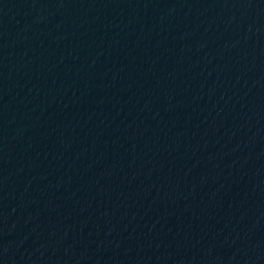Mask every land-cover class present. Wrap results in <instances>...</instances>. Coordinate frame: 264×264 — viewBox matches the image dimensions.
I'll use <instances>...</instances> for the list:
<instances>
[{"label":"water","instance_id":"95a60500","mask_svg":"<svg viewBox=\"0 0 264 264\" xmlns=\"http://www.w3.org/2000/svg\"><path fill=\"white\" fill-rule=\"evenodd\" d=\"M264 218V0H0V264H215Z\"/></svg>","mask_w":264,"mask_h":264}]
</instances>
